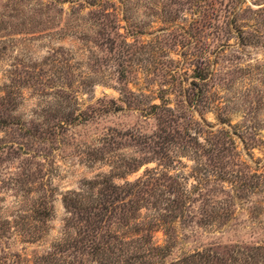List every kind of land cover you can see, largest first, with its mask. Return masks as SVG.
<instances>
[{"label": "rangeland", "instance_id": "obj_1", "mask_svg": "<svg viewBox=\"0 0 264 264\" xmlns=\"http://www.w3.org/2000/svg\"><path fill=\"white\" fill-rule=\"evenodd\" d=\"M98 176L182 209L156 264H264V0H0V264H40Z\"/></svg>", "mask_w": 264, "mask_h": 264}, {"label": "trees", "instance_id": "obj_2", "mask_svg": "<svg viewBox=\"0 0 264 264\" xmlns=\"http://www.w3.org/2000/svg\"><path fill=\"white\" fill-rule=\"evenodd\" d=\"M145 185L149 184L137 180L121 187L105 176L86 180L79 192L64 198L69 218L62 240L40 264H156L157 259H164L168 247H155L152 232L161 228L169 233L171 223L180 218L182 209L173 201L174 206L169 203L163 208L164 214L155 210L159 219L143 222L142 210L147 209L142 204L145 201L142 194L147 193ZM122 194L125 198L120 196ZM118 209L119 218L115 216ZM100 214L104 217L100 218ZM168 217L172 222L167 221ZM112 219L117 221L112 222ZM256 249L242 251L238 248L227 255L206 250L172 264H259V255L253 252Z\"/></svg>", "mask_w": 264, "mask_h": 264}]
</instances>
